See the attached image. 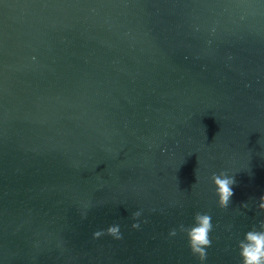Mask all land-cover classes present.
<instances>
[{
    "label": "water",
    "instance_id": "95a60500",
    "mask_svg": "<svg viewBox=\"0 0 264 264\" xmlns=\"http://www.w3.org/2000/svg\"><path fill=\"white\" fill-rule=\"evenodd\" d=\"M261 195L264 0H0V264H240Z\"/></svg>",
    "mask_w": 264,
    "mask_h": 264
},
{
    "label": "clouds",
    "instance_id": "9594fccd",
    "mask_svg": "<svg viewBox=\"0 0 264 264\" xmlns=\"http://www.w3.org/2000/svg\"><path fill=\"white\" fill-rule=\"evenodd\" d=\"M212 182L214 183L215 192L218 196V204L221 208H227L231 197L234 195L233 185L236 183L234 176H230L225 171L219 174L212 173ZM259 209L264 210V195L259 197ZM243 207H247V203H243ZM141 211L132 213L133 218H138ZM132 228L138 229L139 222H134ZM213 229L212 217L206 213L197 212L194 216V224L186 227L181 224L179 230L186 234L191 253L196 256L201 264L207 259L206 249L211 247L210 232ZM113 236L116 239L122 238L120 226L118 224L110 225L106 230H98L94 232L95 237L105 234ZM170 236L177 235V229L173 228L169 232ZM239 255L241 257L240 264H264V219L259 223V230L255 226L244 234V238L238 241Z\"/></svg>",
    "mask_w": 264,
    "mask_h": 264
}]
</instances>
